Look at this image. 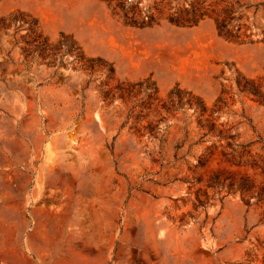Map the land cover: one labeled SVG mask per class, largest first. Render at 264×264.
<instances>
[{
    "label": "rangeland",
    "instance_id": "obj_1",
    "mask_svg": "<svg viewBox=\"0 0 264 264\" xmlns=\"http://www.w3.org/2000/svg\"><path fill=\"white\" fill-rule=\"evenodd\" d=\"M230 7L243 43L217 33ZM20 12L111 63L105 88L148 79L162 101L179 85L225 105L213 130L188 107L145 115L144 93L106 105L105 75L69 54L27 65L24 27L1 31L0 264H264V108L236 86L264 75V0H0Z\"/></svg>",
    "mask_w": 264,
    "mask_h": 264
},
{
    "label": "trees",
    "instance_id": "obj_2",
    "mask_svg": "<svg viewBox=\"0 0 264 264\" xmlns=\"http://www.w3.org/2000/svg\"><path fill=\"white\" fill-rule=\"evenodd\" d=\"M237 5H245L239 4ZM235 8L230 7L224 10V16L222 19L216 22V29L219 36L225 39L233 40L238 43H243L248 38L249 34H244L242 38L241 34L232 35L229 29V25L233 19H235ZM194 15V14H193ZM195 14L192 18H185L181 15H172L168 19L170 22L176 25H192L204 15L200 12L196 18ZM125 23L135 27H146L151 26L154 21L151 19L148 23L138 22L135 18H130L126 14L124 15ZM19 24V25H18ZM15 26L16 30L24 27L27 31L24 35V46L20 47L21 53L24 56V61L27 65H31L33 62L37 64H44L47 67L57 68L59 65L65 66L64 56L65 54L71 55L73 58L70 63H73V68H79L83 71H88L92 77L93 74L105 75V83L99 85V97L106 105L114 102L115 99L122 101H129L133 98H137L141 93H144V98H139L137 103L150 112L157 111V106L161 103L162 109L167 114H174L177 111L185 110L186 107L192 108L194 112L200 116L205 115L208 109L202 99L192 93L191 91L181 88L179 85L172 87L167 93V99L162 101L158 96V89L154 82L150 80L128 82V81H117L114 87L105 88L109 80L115 78L114 67L111 63L100 57H88L84 53L83 49L77 44V42L70 36L64 33L60 34V37L56 41H51L50 38L43 34L41 31L38 21L31 16L23 13L11 14L7 17H0V33L3 30H7L10 27ZM98 78V77H97ZM92 79H89L87 84ZM237 94L240 96L247 97L250 101L255 103L257 106L264 108V75L256 79L246 78L245 76L238 74L236 78ZM85 89V88H84ZM227 93H230L227 91ZM225 105L223 98L219 97L213 104L212 108L208 112L206 117V127L209 130L216 128L215 121L217 119L215 112L222 109ZM143 115V116H145ZM143 117L138 114L137 117ZM159 120H165L161 117ZM203 127V126H202ZM159 129L158 124L151 128ZM264 141V138H260Z\"/></svg>",
    "mask_w": 264,
    "mask_h": 264
}]
</instances>
